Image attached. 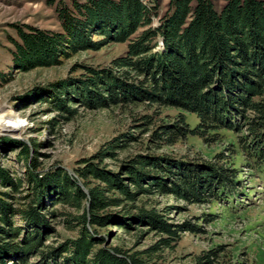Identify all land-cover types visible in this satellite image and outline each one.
<instances>
[{
    "label": "trees",
    "instance_id": "16d2710c",
    "mask_svg": "<svg viewBox=\"0 0 264 264\" xmlns=\"http://www.w3.org/2000/svg\"><path fill=\"white\" fill-rule=\"evenodd\" d=\"M160 1H59L55 13L60 30L16 27L9 50L12 67L27 71L59 65L81 50L125 43L124 53L108 66L75 64L72 71L83 69L82 75L51 83L43 99L69 117L77 114L72 106L76 99L90 109L129 110L146 104L155 111L133 116L143 130L154 124L152 113L157 115L158 109H175L171 120L152 130L149 145L161 148L186 137L217 142L225 137L222 131H231L248 166L261 174L264 0H225L219 9L211 0H168L161 15ZM188 114L197 118L194 126L186 120ZM132 139L136 137L121 133L92 161L86 159L74 169L79 181L58 166L41 169L26 142L0 137V155L16 151L15 160L23 164L17 175L0 164V264H149L142 252L111 244L108 232H100L110 224L127 226L111 208L128 213L124 204H129L138 211L137 222H148L166 235L150 247L149 255L158 244L169 246L178 231L197 227L167 223L154 208L135 205L139 196L171 193L202 203L235 194L236 171L215 163L137 154L121 161L117 170L100 166L106 155L114 156L116 148ZM49 216L76 234L55 245L46 243L54 233ZM200 258L209 261L208 254Z\"/></svg>",
    "mask_w": 264,
    "mask_h": 264
},
{
    "label": "rangeland",
    "instance_id": "374dc122",
    "mask_svg": "<svg viewBox=\"0 0 264 264\" xmlns=\"http://www.w3.org/2000/svg\"><path fill=\"white\" fill-rule=\"evenodd\" d=\"M59 1L68 4L70 0H0V112L11 110L21 126L20 133L3 131L0 137L9 136L26 142L31 148L30 156L36 158L41 169L58 166L76 179L74 169L106 149L108 142L121 133H129L136 139L129 141L124 148H116L114 156L106 155L100 166L117 170L121 161L134 155L154 154L232 167L238 183L235 194L229 198L221 194L217 200L190 203L171 193L139 196L135 205L147 210L154 208L167 223L197 227L195 230L178 231V238L169 246L158 244L156 251L147 254L150 247L166 235L157 232L148 222H137L138 211L128 207L129 204H124L128 213L121 207L111 208L127 226L110 224L100 232H108L107 240L111 244H119L131 252H142L149 264H264V171L257 174L248 166L249 159L244 156L237 137L231 131H222L225 137L217 142L186 137L173 145L157 148L148 144L151 132L157 124L171 120L176 115L175 109H158L157 115L152 113L154 124L143 130L144 126L137 127L133 116L155 111L146 104L129 110L118 107L90 109L76 99L72 106L77 109V114L69 117L43 99L42 93L51 83L82 75L83 69L72 71L75 64L97 68L108 66L111 59L124 53L125 43H110L95 51L81 50L63 59L59 65L38 66L27 71L12 67L9 50L13 48L11 40L17 38L16 27L31 25L60 30L55 13ZM211 1L218 9L225 2ZM167 5L168 0L159 2L160 15L166 11ZM186 120L190 126L197 123L193 114L186 115ZM232 141L235 143L231 144ZM15 159L16 151L0 155L1 166L9 169L12 175L21 173L23 169L22 162ZM94 162L99 163L97 160ZM48 220L54 233L46 243L55 245L76 234L64 228L61 219L49 216ZM210 250L216 251L210 253ZM204 254H208L209 261L198 259Z\"/></svg>",
    "mask_w": 264,
    "mask_h": 264
},
{
    "label": "bare ground",
    "instance_id": "6f19581e",
    "mask_svg": "<svg viewBox=\"0 0 264 264\" xmlns=\"http://www.w3.org/2000/svg\"><path fill=\"white\" fill-rule=\"evenodd\" d=\"M3 131H10L13 134L21 132V126L17 124L16 116L12 115L11 110L0 112V133Z\"/></svg>",
    "mask_w": 264,
    "mask_h": 264
}]
</instances>
